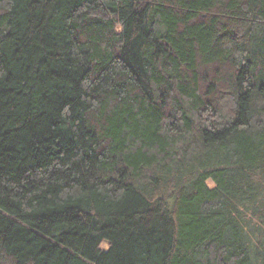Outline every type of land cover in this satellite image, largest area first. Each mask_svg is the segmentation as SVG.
Instances as JSON below:
<instances>
[{
	"label": "trees",
	"instance_id": "1",
	"mask_svg": "<svg viewBox=\"0 0 264 264\" xmlns=\"http://www.w3.org/2000/svg\"><path fill=\"white\" fill-rule=\"evenodd\" d=\"M0 264H264V0H0Z\"/></svg>",
	"mask_w": 264,
	"mask_h": 264
}]
</instances>
